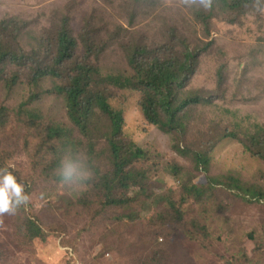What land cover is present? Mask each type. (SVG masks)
I'll use <instances>...</instances> for the list:
<instances>
[{
    "label": "rangeland",
    "instance_id": "rangeland-1",
    "mask_svg": "<svg viewBox=\"0 0 264 264\" xmlns=\"http://www.w3.org/2000/svg\"><path fill=\"white\" fill-rule=\"evenodd\" d=\"M189 9L181 6L179 0H0V22L9 17L27 22V30L19 39L27 53L40 48V37L52 30L54 17L60 12L71 16L77 34L86 16L97 11L98 18L105 22V30L113 31L116 25L124 29L122 39L126 43L158 42L167 27H174L178 34L192 41L198 38L209 43L189 83L191 88L213 87L216 69L222 64L227 67L226 99L217 102L220 110L203 112L204 123L221 113L227 123L264 125V13L254 10L235 24L215 20L208 37L202 38L187 16ZM108 48L101 57L104 67L126 70L120 44L113 42ZM55 85L48 81L33 87L23 71L11 90L0 82V105L11 109L13 116L19 108L29 107L65 121L62 99L46 92ZM36 93L39 100L30 104ZM138 102L139 95L127 90L117 91L111 101L115 108L124 111L126 136L137 145L150 148L151 159L142 166L150 171L152 191L158 195L170 192L171 200L177 203L181 184L198 182L202 172H194L189 161L171 149L167 134L144 121ZM192 130L190 138L204 145L198 138L201 128L193 126ZM202 130L206 142L215 139L205 134L209 130ZM215 132L217 135L218 131ZM26 148L33 151L34 143L20 122L12 121L5 130L0 129V149L12 153V168L31 176L36 162ZM210 154L214 174L232 171L257 187L264 186L263 161L246 152L237 140H221ZM173 167L180 169L178 175ZM80 189L54 188L37 178L31 186L28 208L35 210L45 227L44 233H50L48 227L56 228L58 233L41 246V242H29L19 233L17 213L0 216V264H264V200L246 199L237 190L239 195L217 188L215 198L188 199L181 204L185 213L180 220L172 217L174 213L169 210L171 215L165 216L164 210L162 215L167 222H160L157 230L149 223L155 211L151 204L131 223L118 219L112 208L92 217L94 210L102 209L99 203L88 211L81 206L69 208L68 202L76 200ZM193 220L201 227L206 226L204 231L202 228L192 231L196 240L188 232Z\"/></svg>",
    "mask_w": 264,
    "mask_h": 264
},
{
    "label": "trees",
    "instance_id": "trees-1",
    "mask_svg": "<svg viewBox=\"0 0 264 264\" xmlns=\"http://www.w3.org/2000/svg\"><path fill=\"white\" fill-rule=\"evenodd\" d=\"M252 2L214 0L212 11L190 8L187 16L202 38H206L213 21L221 19L231 24L238 23L255 10ZM245 3L248 7L244 6ZM102 15L108 17L106 12ZM130 19L131 22L135 20L134 13ZM54 20L52 30L40 37V48L29 53L19 44L22 32L27 30V22L17 17L0 22V82H5L11 90L26 71L33 87L38 88L48 81L55 82L53 89L46 92L61 98L64 105L65 121L29 107L19 108L13 116L11 109L0 105V129L5 130L12 121H18L34 143L33 151L26 148L36 162L33 175L26 176L12 166L10 168L25 185L27 193L30 194L37 178L45 185L49 182L51 187H61L54 174L60 156L69 150V155L74 157L80 150L88 157L94 178L85 182L76 200L68 202V207L81 206L88 211L93 204L99 203L102 209L94 210L92 217L112 208L116 210L114 215L118 219L131 223L142 209L151 204L155 211L149 223L158 230L160 222H167L165 216L171 215L169 211L174 213L172 217L180 220L185 213L181 204L188 199L202 201L215 198L217 188L237 195L240 193L246 199L264 200L262 184L257 187L232 171L220 174L211 171L213 146L227 138L237 140L246 152L264 163V125L242 121L227 123L221 113H216L204 123L203 112L220 110L217 102L225 100L228 93L227 67L224 64L215 71L213 87L189 86L209 43L198 38L192 41L178 34L174 27H167L166 33L158 37V42L126 43L122 39L124 29L116 25L113 31L105 30V22L98 18L97 11L86 16L77 34H74L68 13H56ZM194 37L195 34L192 39ZM113 42L120 44L126 58L124 71L106 68L101 63V57ZM125 90L139 95L138 107L144 121L167 134L171 149L187 159L196 170L194 172H202L198 182L181 184L177 203L171 200L170 192L158 195L152 191L150 171L142 166L151 159L150 148L137 145L125 134L124 111L111 103L117 91ZM38 98L36 93L30 104ZM225 113L231 114L229 111ZM193 126L201 128L198 138L204 145L190 138ZM202 129L209 130L205 134L215 136V139L206 142L207 136ZM215 131H218L217 135ZM11 155L10 151L0 149V167L6 163L11 165ZM172 170L175 175L180 173L178 167ZM164 210L165 216L162 215ZM16 213L18 231L29 242L37 240L44 246L58 233L53 227L47 228L52 234L44 233L45 227L35 210L28 206H22ZM190 226L188 232L192 240H196L192 231L206 230V226L201 227L196 220L190 222Z\"/></svg>",
    "mask_w": 264,
    "mask_h": 264
},
{
    "label": "clouds",
    "instance_id": "clouds-1",
    "mask_svg": "<svg viewBox=\"0 0 264 264\" xmlns=\"http://www.w3.org/2000/svg\"><path fill=\"white\" fill-rule=\"evenodd\" d=\"M213 3L214 0H179L181 6L205 12L212 11ZM244 6L248 7V4L245 3ZM252 6L257 12L264 13V0H253ZM10 168L11 165L7 163L0 167V216L14 215L22 206L27 207L31 201L30 194L25 191V185ZM54 174L59 183L70 191L82 188L85 182L94 178L88 157L80 150L74 157L69 155V150H65L54 169Z\"/></svg>",
    "mask_w": 264,
    "mask_h": 264
}]
</instances>
